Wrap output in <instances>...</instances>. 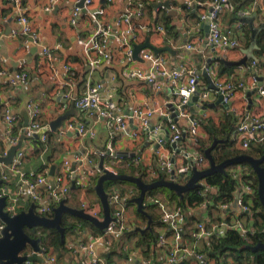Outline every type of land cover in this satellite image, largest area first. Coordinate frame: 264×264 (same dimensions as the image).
Instances as JSON below:
<instances>
[{"label": "crops", "instance_id": "obj_1", "mask_svg": "<svg viewBox=\"0 0 264 264\" xmlns=\"http://www.w3.org/2000/svg\"><path fill=\"white\" fill-rule=\"evenodd\" d=\"M79 1L80 0H57L55 5L47 10L45 9L47 0H20V4H18L21 5L20 9L19 6H15L14 0H0V70L3 71V74L0 76V140L3 141L4 148L7 149L9 146L6 136L7 125L4 121L5 111L8 109L10 113L15 116V119L17 117V120L19 119L22 123L24 116L21 114L20 109L24 102H27L26 105L28 110L32 105H38L40 107L39 120L43 125H49L59 116L66 114V118H64L60 126L56 128V133L65 123L71 120L76 123L93 125L95 128V134L92 137L80 136L75 130H68L61 136H57L56 133L53 132L56 136L54 139L50 138V144H56L57 146H54V148H57L58 151L54 150V148L46 149V151H53L54 153L53 163L48 164V167L42 166L45 162L44 153L46 151L33 154V143L29 141V139H23L21 141L19 150L24 152V157L20 171H37L41 173L47 170L46 178L48 183L51 166L54 165V175L52 176V180L54 181L55 176L62 172L64 161H68L69 167H71L73 163H76V157L89 158L92 160L90 164L84 165L87 169H90L89 165L91 164L98 167L100 155L102 152L107 151L109 142L114 145V148L123 158L121 162L114 163L112 166L109 162V156H106L104 158V165H111L117 172H119V167L121 169L126 167L125 170H127L132 168L136 169L139 166H142V168L136 171L142 172L143 169H148L154 164L153 149L155 143L153 142V138L147 136L145 133H139L137 138L131 136V133L137 131L138 128L135 119L128 118L126 130L115 132L112 128L111 120L97 118L95 116H82L80 110L74 107V109H71V104L65 107V103L62 101L60 90L66 88L68 82H74L75 91H78L84 85L88 70L87 55L84 52L83 46L78 43V40L90 36L98 22L104 26H110L107 42L108 48L111 49V53L110 58L96 68L95 78L102 82L103 87L110 85L113 87L112 95L120 105L122 104L125 114H128L130 109L135 105L147 104L149 107L159 108L165 103H171L174 99L177 100L179 97L174 93V89L158 74L154 76V83L129 76V71L134 68H141L148 72L149 65L147 62L141 60L128 59L119 49L120 41L118 36L125 28V25L121 22L117 23L116 19L119 15L126 12V0H113L111 2L107 0H93L92 5L83 7L82 9L80 8L77 24L71 26L69 24L70 11L77 6ZM134 1H142L144 3L142 15L140 17H132L133 30H131V33L135 36L134 40L137 43H143L145 39L148 38L149 42L155 47L169 46L171 49L170 51L164 50L159 52V54L165 57L168 70H188L193 68L197 70L198 74V70L203 68L207 59L214 55L210 46L205 43L207 30L204 28V23L197 24V17L200 9L197 11L196 15H193V9H185V2L183 0ZM230 1L231 3L233 2L232 0ZM248 1L250 0H236L235 5L232 3L234 11L227 10L224 21H230L238 12H255L257 13L255 24L263 22L264 11H262V7L259 5V0H256L258 5H255V3L253 5L252 2L250 6L247 5ZM158 2H166L167 5L157 6L156 4ZM236 6L238 9H234ZM246 6H249V10H245ZM95 9H100L103 12L98 14L96 19H93L91 18L90 12ZM19 14L24 15L30 27L37 31L39 35L38 42H33L30 37L21 34L23 23L18 21ZM158 25H162L168 31L165 40L161 39L159 36L156 29ZM244 26L247 27L246 24H244ZM244 31L245 28L242 32L243 35H241V42L245 45ZM114 40H117L119 44L116 45ZM186 43L193 44L196 48L188 49L185 46ZM43 46L51 50L52 55L50 59L42 54ZM149 50L151 49L144 48L140 52ZM230 53L231 54L226 58L213 59L210 61L208 66L212 67V71L209 74L212 81L233 80L235 82L244 81L248 83L251 70L249 67V59L246 65L228 66L223 60L237 61L244 55L243 51L242 55H237L235 51H231ZM255 54L259 57L264 56V48H258ZM64 64H69L72 70L70 72L65 70L63 68ZM21 70L28 73V82L26 84H11L10 78L13 73ZM72 72L73 75H71ZM111 75L114 76L112 81H110ZM186 81L187 78L185 76L181 77V83H185ZM209 83L210 81H208L205 76L198 74L200 92L204 89H211L208 88ZM157 84L159 88H157ZM248 91H252V89L236 90L228 103L229 108L221 103L215 104L218 95L213 92L203 100H201L200 96L198 100L192 101L191 105L187 106V110L194 119H197L195 116H198V132L200 137L206 136L204 124L208 122L218 124L226 112L230 113L231 107L240 108L246 105L252 112L264 117V96L259 95L256 91L250 93L248 96ZM204 104L206 107L202 110ZM169 112L171 117L175 115L172 109H169ZM177 122L181 123L182 119L178 118ZM166 123L167 120L164 116L161 117L160 114H156L150 119L151 127L155 125L165 126ZM48 132L52 131L50 130ZM186 139L188 138L184 137L177 141V146L182 151H184L181 149L183 147L182 143H185ZM136 154L141 155L140 163L136 166L126 165L128 157ZM91 169L93 170L94 168L92 167ZM96 173L98 177L100 172L95 171L92 175ZM7 174V192L10 195L18 196L20 210H27L31 203H34L35 207L39 204V201L42 203H51L52 199L46 191H43V195L39 200L32 201L28 196L26 186L21 183L19 173L7 170ZM94 184L92 185L94 186ZM78 191L75 185L74 188L70 189L69 194L65 197V203L68 206L80 208L79 204L76 206ZM128 191L129 190L122 191V193ZM131 194L130 197L137 195ZM95 195L91 193L90 198L94 199ZM97 202L100 203V201ZM153 203L156 204L153 197L148 198L146 202L144 201L146 212L149 213L150 216L152 214L155 216V219H153L151 223V227L154 232L163 235L168 246H171L174 243L171 232L166 230L161 223V210L159 206L157 207ZM167 203L170 206L176 205V203ZM128 207L127 223L130 225V228L146 227L147 218L145 216L141 217L143 214L137 211L136 204H127V208ZM193 210L194 209L188 210V213ZM204 211L205 209L203 208L196 211L195 215L198 216V219H200ZM236 211V208L229 205V208L226 209L224 213L231 214ZM136 212H138L140 216L137 215ZM226 216L228 215H225V217ZM229 216V223H232L233 217L231 215ZM241 221L249 228L252 227V217L250 213L243 216ZM134 228L130 231H135ZM194 229L195 223L190 227L191 233ZM137 232L141 233L140 231ZM188 233V231L183 229L180 244L201 251L204 244L208 242V238L194 239L191 235L194 241H190L191 243H189L187 239ZM94 235L95 233H92L89 229H85L83 233L78 236L68 233L65 237V249L60 258L56 256L52 248H48L47 251L57 258L58 264H91L90 253H88L87 250H83L81 245L90 243ZM122 235L118 237L117 241L122 239ZM137 240V236L131 238L129 242L124 245L122 250L124 254L121 255L120 252H117L109 262H107V255L113 247H107L104 242L96 241L93 244V255L98 258V264L164 263L166 258H163L162 255L164 252L166 253V247L160 246L158 240L156 243L157 246H153L152 244L149 246V253L147 254L143 252L142 247L136 246ZM40 245L46 250L41 243ZM67 248H69L70 251L66 252ZM194 259L193 255H190L186 264L188 261L191 263V260H193L194 264H199V262ZM230 259L232 258H229V260ZM210 260L215 262V259L212 257H210ZM34 264H46V262L35 261Z\"/></svg>", "mask_w": 264, "mask_h": 264}, {"label": "built area", "instance_id": "obj_2", "mask_svg": "<svg viewBox=\"0 0 264 264\" xmlns=\"http://www.w3.org/2000/svg\"><path fill=\"white\" fill-rule=\"evenodd\" d=\"M57 0H47V5L45 9H51ZM111 2L113 0H107ZM127 10L124 14L119 15L116 19L117 23H123L125 28L120 32L118 39L120 41L119 49L128 58L132 59L133 44L137 43L134 38L135 36L131 33L133 30L132 17H140L143 13L144 3L142 1L126 0ZM185 2V9L197 10V24L204 23L208 19V36L205 39L213 54V56H219L220 58H226L231 53L235 51L237 55H242V49L246 47L241 42V35L244 30V23L240 21V17L247 12H238L236 16L230 21H224V16L227 10H233V5L230 0H183ZM93 0H84V7L92 5ZM258 5L256 0H253V5ZM15 6L21 7L20 0H14ZM259 5L264 11V0H259ZM80 8L78 6L74 7L70 11L69 24L75 26L77 24ZM100 9H95L90 12L91 18L96 19L97 15L102 13ZM255 13V12H254ZM257 16V13H255ZM18 21L23 23V28L21 34L30 37L33 42H38L39 35L37 31L33 30L27 18L19 14ZM109 25L104 26L101 23H97L93 33L84 39H79L78 43L84 48V52L87 55V73L84 80V85L78 91H75L74 82L70 81L66 85V88L60 90L61 98L64 101V106L72 104L74 108L80 110L82 116H95L97 118L109 119L114 124V127L118 131H125L128 118L135 119L138 124L137 131L131 133V136L137 138L139 133H145L147 136L153 138L155 143L153 149L154 164L148 168L147 177L155 180L163 176L165 179H170L173 176L174 181L184 183L190 176V171L193 167L197 169H203L207 167L208 160L203 152H198L196 154H190L186 152L185 155L180 154L177 148L172 146V143L179 141L180 139L187 137L190 139V143L197 144L200 138L198 128L199 121L194 119L187 110L188 102L190 101V94L199 91V97L201 100L207 98L211 92L222 96V101L224 103H229L234 92L238 89H254L259 95L264 96V56H256L254 59H249L250 75L248 83L244 81H233V80H220L215 81L214 86L216 89H204L200 92L198 85V74L196 69L188 70H168L166 67V59L163 55L159 53H154L152 50L140 52L141 61L147 62L149 65V71L146 72L141 68H134L129 71V76L137 79L146 80L149 83L155 82V74L161 76L166 83H168L173 89L174 93L179 97L177 100H172L171 104L174 107L175 118L171 117L168 106L169 103H165L162 107L153 108L149 107L147 104L135 105L132 107L128 114L124 113V107L120 105L117 100L112 95L113 87L102 86V82L95 78L96 68L110 58V52L108 50V33ZM157 31L161 39L165 40L168 31L162 26H157ZM186 48L195 49L193 44L186 43ZM42 54L47 58H51V50L48 47H42ZM140 61V60H139ZM63 68L70 72L72 69L69 64H64ZM209 75L212 71V67L203 66ZM3 71L0 70V76ZM73 75V72L71 73ZM186 77L187 81L181 83V77ZM259 77L262 79L259 80ZM73 79V78H72ZM114 79V76H110V81ZM28 82V73L26 71H16L10 78L11 84H26ZM259 82L261 84L259 85ZM157 88L159 85L157 84ZM124 105V103H123ZM30 119L27 126L22 127L21 135H12L11 126L15 120V116L6 109L4 114V121L6 123V136L8 138L7 143L9 146L15 145L20 138L30 139L33 137V133L40 130L43 126L40 120V107L38 105L30 106ZM229 108V107H228ZM230 113L235 120L234 129L232 131V138L240 149H248L252 144H258L264 142V117L252 112L246 105L240 108H230ZM160 114L161 117H165L167 123L165 126L155 125L150 126V119L156 115ZM181 118L182 122L178 123L177 119ZM68 130H75L80 136H93L95 134V128L93 125L86 126L83 123H76L71 120L65 123L56 133L57 136L63 135ZM41 141H46V136L43 134L40 137ZM7 151V149H6ZM6 151L0 156H5ZM108 156L110 158V163L113 166L114 163L121 162L123 158L122 155L114 148V145L109 142L107 145ZM102 152L101 154L105 153ZM182 156V165L178 166L175 162L176 156ZM24 157V152L18 150L12 163L9 166H5L0 163V178L4 181L0 185V196L5 195L7 197L5 210L13 215L20 211V204L18 203L17 195H10L7 192L6 181L8 180L7 170L16 171L19 173L21 183L26 186L28 196L32 201L39 200L43 195V191L49 193L50 202L42 203L35 206V211L40 215H45L47 213H52L51 206L53 202H58L69 194L72 180L76 187L84 186L85 181L83 177L85 175H92L95 171L100 172L99 168L95 166L92 170L85 168L84 165L90 164L91 159H85L76 157V163L74 169L71 170L69 167V162L64 161L62 172L55 176L52 184L48 183L46 178V172L20 171L22 161ZM85 160V161H84ZM141 161V155L136 154L129 156L126 161V165L136 166ZM72 164V165H73ZM198 164H203V167H199ZM111 165H104L107 169H113ZM117 172V171H115ZM229 172L236 179L235 188L231 192V199L234 201L236 207L246 213H251V201L247 199V196H255V188L251 180H244L242 173L238 169L231 168ZM74 174V175H73ZM73 175V176H72ZM206 189H210L212 194H214L217 188L214 185L206 184ZM43 189V190H42ZM206 193L205 191H203ZM108 193L109 206L114 204L117 208L111 213L113 219L109 222L108 226L103 229L104 235L112 234L114 236H121L126 230H128V223L126 222V217L124 214V208L128 204V200L132 197L131 193H122L118 188L114 187ZM154 202L159 206L161 210V223L166 230L171 232L174 243L173 247L168 246L166 239L163 235H159L158 244L160 246L166 247V259L163 264H173L180 261H187L190 255H193L195 260L199 264H215L212 262L207 255L201 251L194 250L193 248L180 244L181 235L183 233V225L187 222V214L184 212L183 208L179 205H168L165 202H161L154 199ZM208 200H203L199 205L205 209L209 205ZM80 208H82L86 213L97 217L102 213L101 204L99 202H88L85 197L82 196L80 199ZM121 207V208H119ZM220 207L222 210L229 208V203L220 202ZM220 224H225V221L220 222ZM4 224L0 221V229ZM237 228L244 232V238L248 241L249 236L253 233L252 228H249L243 221H239ZM218 228L215 226H206L203 215L195 223V229L191 233L194 239H204L211 237L214 233H218ZM250 234V235H249ZM104 235H97L93 237L90 243L81 245L83 250H87L91 255L90 263L98 264L99 260L93 255V244L96 241H102L105 245L110 246L111 241ZM28 253H31L29 249ZM43 261L46 264H58L57 258L50 254L47 250L43 248L41 252ZM35 262V261H34ZM34 262L26 261L23 264H34ZM228 264H236L232 259Z\"/></svg>", "mask_w": 264, "mask_h": 264}, {"label": "water", "instance_id": "obj_3", "mask_svg": "<svg viewBox=\"0 0 264 264\" xmlns=\"http://www.w3.org/2000/svg\"><path fill=\"white\" fill-rule=\"evenodd\" d=\"M83 2L84 0H80L77 4V6L81 9L84 7ZM156 5H167V3L158 2ZM255 19V13H247L240 17V21L246 24L249 29L250 42L245 48L242 49L244 55L241 57V59L237 61L223 60L226 65H246L248 59L256 58L255 51L258 49L257 35L264 28V21L255 24ZM204 28L207 30L208 36V19H206L204 22ZM144 48H149L154 53H159L164 50H171L169 46L155 47L149 42V39L147 38L143 43L133 44L132 59L138 61L141 60L139 53ZM213 59H220V57L213 56L208 58L205 66H208L210 61ZM198 74H202L208 79V81H210L208 88L216 89L211 77L207 74L205 69L198 70ZM261 79L262 78L259 77V80ZM260 84L261 82H259V85ZM254 91V89H252V91H248L247 95L249 96L250 93H253ZM198 99L199 91L190 94V101L188 102V105H191L192 101ZM218 103H221L227 108L229 107L228 103H224L222 101V96L220 94L218 95L215 104ZM26 104L27 102H24L23 106L20 109L21 114L24 116L22 121L23 127L27 126L30 119V107L28 110ZM168 106L170 107V109H172V111H174V107L171 103H169ZM70 107L71 109H74L72 104L70 105ZM205 107L206 106L204 104L202 110L205 109ZM65 116L66 114L61 115L49 125L43 126L40 130L33 133V137L40 138L43 134L50 130L52 132H55L56 128L60 126L62 120L66 118ZM173 117L174 120H176L175 115ZM21 141L22 137L15 145L8 146L6 155L0 156V163H3L5 166H9L12 163L16 152L21 146ZM222 141L223 139L214 138L211 144L203 149L202 152L208 160L207 167L203 169H197L196 167H193L190 171V176L184 183L174 181L173 176L170 179H165L163 176H161L159 179H155L153 181H145L141 175L115 172L111 169H107L104 166V158L108 156V153L105 152L101 154L98 162L100 175L97 177V180L93 186V190L96 196L98 197L102 208V218L100 219L86 213L82 208L68 206L65 203V199H61L58 205L52 208L51 216L38 214L35 211L34 203H31L27 210H20L19 212L11 215L4 209L7 197L5 195L0 196V221L4 224V226L0 229V264H23L26 261H43L44 259L41 255L43 247L40 245V239L38 237L30 236L25 229H31L35 227L56 229L60 235L61 241H63L65 231L64 227L61 225V219L63 214H69L73 217L86 220L93 224L95 227L99 228L100 230L105 229L108 226L109 222L113 219V217L111 216L110 206L108 202V193L104 189V182L109 180L126 181L129 183H133L137 187L138 194L130 198L129 200L130 202L135 203L137 211L147 218L146 227L134 228L135 231H140L141 233L147 230L151 231L152 229V218L150 214L146 212L144 204L145 195L147 191L154 190L159 187H165L171 191H174L180 198H182L184 192L191 191L201 186V184L199 183L200 179L206 178L216 172L226 174V168L234 164L247 163L255 172L257 177V197L264 211V167L261 165L264 160V153L260 157H253L251 155L242 153L230 158H226L223 161L216 163L211 155V150L218 142ZM172 146L177 148V141L173 142ZM180 154L185 155L186 152L180 151ZM74 167L75 165L73 164L70 167L71 170H73ZM49 175V183L52 184V176L54 175V165L50 167ZM3 182L4 181L0 178V185L3 184ZM71 188H74L73 180ZM245 247L251 251H256L258 249L264 250V242L259 240L255 244H247ZM29 249L31 250V253H28ZM173 264H186V261H180Z\"/></svg>", "mask_w": 264, "mask_h": 264}, {"label": "trees", "instance_id": "obj_4", "mask_svg": "<svg viewBox=\"0 0 264 264\" xmlns=\"http://www.w3.org/2000/svg\"><path fill=\"white\" fill-rule=\"evenodd\" d=\"M201 1V0H200ZM233 4L235 5L236 0H232ZM197 8H195L192 12L193 15L197 14ZM244 39L246 46L250 42V35H249V29L244 26ZM257 45L258 48L262 49L264 48V28L258 33L257 35ZM235 120L233 116L226 112V114L223 116V118L220 120L218 124H214L213 122H208L204 124V129L206 132V136L200 137L198 139L197 145L199 150L202 152L204 148L208 147L214 138H220L223 139L222 142H218L214 148L211 150V155L216 163H219L223 161L226 158H230L242 153L251 155L253 157H260L264 153V142L258 143V144H252L248 149H240L236 146L235 140L232 138V131L234 129ZM22 123L17 117L14 120L12 126H11V134L12 135H21L19 133L22 129ZM46 135V141H41L40 138L32 137L29 139L33 143V154L40 153L41 151H46L48 148H54L55 145L50 144V138H55V133L48 132ZM54 150H57V148H54ZM6 151L4 148L3 141L0 140V155H2ZM53 151H46L44 153V165L43 167H48V164L53 163L54 157ZM242 165V177L244 180H251L252 184L255 188V196L252 199L250 208H251V217H252V224H251V231L253 232L249 238L248 241L244 238L240 232H238L236 229H229L228 231L221 234L220 232L214 233L211 237L212 239L209 241L211 245V250L208 252V255H214L215 251L225 252L228 254L227 258H232L233 261H235L236 264H264V250L258 249L256 251H251L247 249L245 246L247 244H255L259 240L264 242V211L263 208L258 200L257 197V177L253 169L250 165L247 163H240ZM237 164L230 165L226 168V174L223 173H213L206 177L207 183L214 185L217 190L214 194H211L209 198H207V194L204 193L202 190V187H198L196 189L191 190V193L184 192L183 197L180 198L174 191H169L167 194V199L170 200L173 199L174 196H176L175 203L176 205L181 206L183 209L187 207V205L192 204L193 202H202L203 200H219L222 201L230 198L231 199V192L235 188L236 185V179L231 176L232 174L229 172V170L233 167H235ZM264 167V160L261 164ZM42 167V168H43ZM120 173L127 172L128 174H134V175H141L142 178L145 181H152V179L147 178L145 179V173L136 171V169H127V170H118ZM254 175V177H253ZM231 176V177H230ZM97 179V177H96ZM114 181H108L104 182V189L107 191V186L112 184ZM116 183H122V181H115ZM92 192H94L93 188L91 189ZM155 192H157V189L150 190L146 192L145 200L147 201L148 198L155 196ZM135 194H138V191ZM132 195V194H131ZM178 198L180 199L178 201ZM187 198V199H186ZM128 203H130V200H128ZM58 202H53V206H57ZM247 213H243L242 215L245 216ZM47 216H51L52 213H47ZM144 217V215H141ZM152 222L154 219L153 214L151 215ZM75 219V217L69 215V214H63L61 219V225L64 227V240L61 241L60 235L56 229L51 228H42V227H35L25 230L28 232L30 236L38 237L40 239V243L46 248H52L54 252L56 253V256L58 258L61 257L63 250L65 249V237L67 234L74 228V225H72V220ZM189 219V216L188 218ZM77 221L81 222L82 225L88 226L93 233H100L102 230L95 227L90 222L76 218ZM128 236L133 238L134 236L138 237V240L136 241V246H140L143 249L144 253H149V246L152 244L154 245L157 240L159 234L154 232L153 229L151 231H146L143 234L137 232V231H130L127 233ZM112 250L107 255V262L110 261V259L117 254L118 252V245H115ZM121 255L124 254L122 251H120ZM226 259H218L216 258V264H226Z\"/></svg>", "mask_w": 264, "mask_h": 264}, {"label": "rangeland", "instance_id": "obj_5", "mask_svg": "<svg viewBox=\"0 0 264 264\" xmlns=\"http://www.w3.org/2000/svg\"><path fill=\"white\" fill-rule=\"evenodd\" d=\"M253 2V0H250L248 1V4L247 5H251ZM249 6H246L245 10H249ZM234 9H238L237 6L234 8ZM234 11V10H233ZM116 42V45L119 44V42L117 40H114ZM109 52L111 53V49L108 48ZM108 60V59H107ZM106 60V61H107ZM195 118L198 119V116H195ZM87 127L90 126V125H86ZM112 128L114 129L115 132H117L118 130L115 129L114 127V124H112ZM119 132V131H118ZM92 137V136H90ZM236 144V143H235ZM182 148L190 153V154H196L198 152H201L198 148V145L197 144H193V143H190V139H186L185 143H182ZM237 146V145H236ZM152 153V151H151ZM175 162L178 166L182 165V162H183V157L182 156H176V159H175ZM199 167H203L204 165L202 164H198ZM90 168H95V165L91 164L89 165ZM142 168V166H139L138 168H136V170H140ZM234 169H238L241 173H242V165L241 164H237L235 167H233ZM126 167L124 168H118V170H125ZM145 173V179H147V173H148V169H143V171ZM97 173L95 175H85L83 177V180L85 181L84 183V186H79L77 187V189L79 190L78 191V198L76 200V206L78 204H80L79 200L82 196L85 197L86 201L92 203V202H97L99 201L98 197L94 194V192L91 191V189L93 188V185L94 182L97 180L96 177H97ZM232 176V175H231ZM230 176V177H231ZM254 177V175H253ZM108 182V181H106ZM199 183L201 184V187H202V191H205L206 194H207V198H209V196L212 194V191L210 189H206L205 188V185L206 184H209L207 183L206 181V178H202L199 180ZM211 184H209L210 186ZM114 187H117L121 192L122 191H127L129 190V193H136L138 191L137 187L133 184V183H129V182H126V181H122V183H116L115 181L112 182V184L108 185L107 188L108 190L107 191H111ZM157 189V192H155V196H152L154 199H157L161 202H171V203H175L174 200H176V196L173 197V199L170 198V200L172 201H169V199H167V194L168 193V189L165 188V187H159V188H156ZM155 190V189H154ZM170 191V190H169ZM188 193H191L192 191H187ZM93 193V195H95L94 199H91L90 198V194ZM254 195H251V196H247V199L250 200L252 202V199H253ZM187 199V198H186ZM180 199L178 198V201ZM222 200L219 199V200H211L210 199V203L208 206L205 207V211L204 213L202 214L203 215V218H204V221L206 223V226H208V228L210 226H215L218 228V231L223 234L224 232L228 231L229 229H236L238 232H240V234L244 235V232L240 231L239 228H237V224L239 221L242 220V217H243V211L239 210L236 206H235V203L232 199L228 198L226 200H224L223 202H227L229 203L230 206L234 207L237 209L236 212L234 213H229V214H225L224 213V210L221 209L220 207V202ZM146 202V201H145ZM131 204L133 205V203H128V205ZM154 204V203H153ZM168 204V203H167ZM158 207L157 204H154ZM117 208L116 205L114 204H111L110 205V211L111 213ZM121 208V207H119ZM202 207L199 205L198 202H193L192 204L190 205H187V207L184 210V212L187 214V216H189V219L188 221L183 225V229H185L186 231H188V235H187V239L189 240V243H191L190 241H194V239L191 237V230H190V227L193 223H196L198 219V216L195 215L196 211L197 210H200ZM190 209H194L193 211H189L188 213V210ZM128 211H129V207L127 208V206L124 208V214H125V217H126V222H128L127 220V214H128ZM137 215L138 212H136ZM225 215H228L225 217ZM229 215H231L233 217L232 219V223H229ZM251 215V213H250ZM140 216V215H139ZM99 217H102V213L99 214ZM142 217V216H141ZM228 217V218H227ZM77 217H75V219L72 220V225H74V228H72V230L69 232L70 234H74L76 236L78 235H81L83 233V231L85 229H89V231L92 232V230L86 226V225H82L81 222L77 221L76 220ZM154 219H155V216H154ZM222 221H225V224H220V222ZM165 226V225H164ZM128 230H126L124 233H123V237L122 239H120V241H117L118 240V237L117 236H114L112 234H109V235H104V230H102V232L100 233H95V236L97 235H104L106 238H109L110 241H111V245L109 247H114L115 245H118V252L122 251L123 248H124V245L127 244V242H129V240L131 239L130 236L127 235L126 232H129L130 230H132L134 227L130 228V225L128 224ZM93 233V232H92ZM130 238V239H129ZM212 239V237H208V242L204 244V247L202 248L201 252L204 253L205 255H207V257L210 259V257L214 258L215 259V264H216V258L218 259H226L228 254H226L225 252H220V251H215V254L214 255H211L209 256L208 255V252L211 250V245H210V240ZM157 243V242H156ZM156 243L153 245L155 246ZM157 246V245H156ZM162 247H165V246H162ZM171 247H173V245H171ZM70 251L69 248L66 249V252ZM163 258H166L167 254L164 252L163 253ZM125 259V258H124ZM195 260V259H194ZM231 260V259H230ZM229 258H227V261H226V264L229 263ZM165 261V260H164ZM196 261V260H195ZM191 263H188L187 264H194L193 263V260L190 261Z\"/></svg>", "mask_w": 264, "mask_h": 264}]
</instances>
